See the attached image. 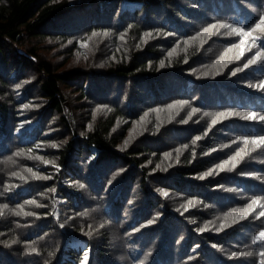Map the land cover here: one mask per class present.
Listing matches in <instances>:
<instances>
[{
    "label": "trees",
    "instance_id": "obj_1",
    "mask_svg": "<svg viewBox=\"0 0 264 264\" xmlns=\"http://www.w3.org/2000/svg\"><path fill=\"white\" fill-rule=\"evenodd\" d=\"M260 15L264 0H0V264H258L261 208L240 217L264 197V145L243 140L264 135L244 118L264 113L248 87L264 57L243 65L264 30L203 29Z\"/></svg>",
    "mask_w": 264,
    "mask_h": 264
},
{
    "label": "snow or ice",
    "instance_id": "obj_2",
    "mask_svg": "<svg viewBox=\"0 0 264 264\" xmlns=\"http://www.w3.org/2000/svg\"><path fill=\"white\" fill-rule=\"evenodd\" d=\"M221 27H227V28H230L232 30V32L240 35V36H243L245 38H251V43L252 44H256L257 43V40H256V37L253 36V32L255 31V29H262L264 30V15H260L258 17V22H255V28H252L251 26L249 27V29L246 31L245 29L243 28H239V27H235L233 25H229V24H224L222 22H218L216 24H209L207 27H205L203 29V32L204 33H208L210 30L212 29H218V28H221ZM93 36L97 35V33L93 32L92 34ZM145 35H150V33H145ZM200 35V34H198ZM195 39V37L193 38ZM69 43H72L71 41H69ZM245 41L244 40H241L240 42V45H236V44H233L232 47L233 48H239L240 49V55H243V45H244ZM82 46H84L82 44ZM171 54V53H170ZM260 57H264V44H260L258 46V50L256 51L255 53V56L251 59H249L244 65H243V68H248L250 65H254L257 63V58H260ZM161 66H163L164 64V61H161L160 62ZM243 69H236L233 71V75H235V72L236 71H242ZM249 88H258L259 90L261 91H264V80H261L258 82V84L256 85H253V84H249L248 85ZM178 104H184L186 103V101H177ZM168 107H172V105H169ZM193 112L197 111V109L193 108L192 109ZM242 115L241 113H238V112H234V110H229L227 112H223V113H217V117L218 118H226L227 116H231V115ZM244 118L247 119V120H259V121H264V113H258V112H254V111H250L248 112L247 114L244 115ZM213 124L216 123V120H213L212 122ZM200 137H196V140H199ZM244 142L245 143H248L249 140H251V143L256 145L257 147L261 146V145H264V135L262 136H256V137H244L243 138ZM193 143H195V141H193ZM53 147H56L55 144L52 145ZM29 151H31V149H29ZM244 153V150L241 149L240 151H238L236 153V156L235 157H230L229 159L230 160H233L235 161L236 159L238 158H242V154ZM21 153H17V155H20ZM167 155V153L165 154ZM42 159V158H41ZM45 163H48V161H45ZM229 163V161H223L220 165H218V167L223 170L224 168V165ZM232 167H235V163L232 164ZM29 171H31V169H29ZM210 173H205L204 175H209ZM13 175H16V173H13ZM32 175L34 177H36L37 179H40V178H43V179H48L49 177H40L37 173L33 172ZM203 178V176L201 177ZM21 179H24V177H21ZM261 179H264V177H261ZM79 188L83 189L84 188V185L83 184H79L78 185ZM7 191V188L5 189ZM52 191H55V189H52ZM229 191H231V189H229ZM28 203H35L34 201H28ZM259 206L261 208V211L258 213L257 215V219H259L260 217H264V197H261V196H253L251 198V203L247 205V208L245 210V215L244 216H241L240 219L243 220L246 218L247 214L248 213H251L255 206ZM39 206V205H38ZM4 207H7V205H4ZM233 212L237 211L236 209H233L232 210ZM26 215H32V213H25ZM227 225L226 224H221L220 225V229L218 230H222L226 227ZM200 231H203V229H200ZM88 235H91V233H88ZM253 244H257L259 243L260 245V251L258 253V256H259V261H258V264H264V230H261L257 235L256 237L253 239ZM213 247H216V245H213ZM31 251L33 253H35L37 250L35 248H32ZM252 253L251 252H248V253H245V252H237V251H233L231 253V256L232 257H240V256H251Z\"/></svg>",
    "mask_w": 264,
    "mask_h": 264
},
{
    "label": "rangeland",
    "instance_id": "obj_3",
    "mask_svg": "<svg viewBox=\"0 0 264 264\" xmlns=\"http://www.w3.org/2000/svg\"><path fill=\"white\" fill-rule=\"evenodd\" d=\"M74 1H78V0H74ZM82 44L84 46H82ZM77 47L79 49H81L82 52H84L85 51V48H86V45H85V43H78ZM214 52L216 53V50H210V51H208V54L211 56V54H213ZM10 63H11V60H10L9 64ZM10 77L11 78L13 77V79L10 80V81H13L14 80V77H18V74H14L13 72H10ZM30 79H33V77H30L28 80H25V77L24 78H22V77L16 78V80L19 81V82L14 83V85L11 87V93H13V94L15 93V91H13V89H17V90L21 89L23 87V85H26L25 83L28 82ZM135 131L131 134L132 136L135 135Z\"/></svg>",
    "mask_w": 264,
    "mask_h": 264
},
{
    "label": "clouds",
    "instance_id": "obj_4",
    "mask_svg": "<svg viewBox=\"0 0 264 264\" xmlns=\"http://www.w3.org/2000/svg\"><path fill=\"white\" fill-rule=\"evenodd\" d=\"M83 215H84V216H88V215H89V211L85 210V211L83 212ZM104 223L106 224L107 221H105ZM135 247H136V246H135V245H132V244H130V245L128 246L129 250L134 249ZM115 259L118 260V261H123V260L125 259V257H124L123 255H121V254H117V255H115ZM141 264H143V261H141Z\"/></svg>",
    "mask_w": 264,
    "mask_h": 264
}]
</instances>
